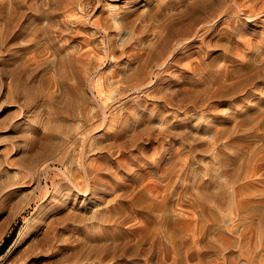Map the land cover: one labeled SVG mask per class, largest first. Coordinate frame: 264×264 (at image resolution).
<instances>
[{"label":"rangeland","instance_id":"374dc122","mask_svg":"<svg viewBox=\"0 0 264 264\" xmlns=\"http://www.w3.org/2000/svg\"><path fill=\"white\" fill-rule=\"evenodd\" d=\"M197 1L0 0V264H264L262 0L182 30ZM225 182L244 204L213 201ZM44 221L78 246L37 257Z\"/></svg>","mask_w":264,"mask_h":264},{"label":"bare ground","instance_id":"6f19581e","mask_svg":"<svg viewBox=\"0 0 264 264\" xmlns=\"http://www.w3.org/2000/svg\"><path fill=\"white\" fill-rule=\"evenodd\" d=\"M234 4V6H233V4ZM239 5H241L239 2H238V0H198L197 2H195L194 4H193V6H192V15L190 16V26H189V23L188 24H186V23H184V24H182L183 25V27L181 28L182 30L184 29H186V28H188V27H191V31H192V27H193V25L195 24V23H199V20H203L202 18H204L208 13L210 14V15H215V16H217L218 14V12H221L220 14H222V13H225V15H227V19H228V22H230V13H229V11H230V9L232 10L234 7H236V6H239ZM255 4H253V2H252V5H249V6H247V8H245V9H247L246 10V17L248 18V20H255V18L258 16V15H260V14H263L264 13V0H262V6H260V8H259V11H257L256 10V8H255V6H254ZM243 9V8H242ZM231 12H233V11H231ZM214 16V17H215ZM226 19V20H227ZM257 19V18H256ZM264 20V19H263ZM198 25V24H197ZM210 25V24H209ZM208 26V25H207ZM209 27V26H208ZM203 28V27H202ZM198 30V29H197ZM195 31V32H198V31ZM208 31V30H207ZM194 33V32H193ZM198 34V33H197ZM191 39H192V37H191ZM201 40V39H200ZM177 42V41H176ZM180 42V41H179ZM178 42V43H179ZM166 43V42H165ZM177 43V44H178ZM176 44V45H177ZM179 45V44H178ZM163 46H165V44L163 45ZM76 66V65H75ZM79 66V65H78ZM161 66V65H160ZM150 77V76H149ZM147 84V83H146ZM150 84V83H149ZM144 87V86H143ZM138 88V87H137ZM141 88V87H140ZM101 89V88H100ZM105 89H107V87L105 88ZM242 89V88H241ZM240 89V90H241ZM243 90V89H242ZM101 91V90H100ZM239 92V91H238ZM106 93V92H105ZM104 94V93H103ZM110 95V94H109ZM106 97H108V95L106 96ZM111 97V96H110ZM74 104V103H73ZM107 115V114H106ZM104 118H105V116H104ZM108 123V121H107V119H105V120H103L101 123L103 124V123ZM110 122V125H114L115 123H114V121L113 120H111V121H109ZM93 125V124H92ZM86 127V126H85ZM93 127V126H92ZM84 128V127H83ZM71 129V128H70ZM73 132V131H72ZM126 132V131H125ZM75 135V134H74ZM71 137V136H70ZM85 144V143H84ZM71 146V145H70ZM217 152V151H216ZM84 158V157H83ZM84 161V160H83ZM218 163V162H217ZM83 167V166H82ZM264 168V163H262V164H260V165H257L256 167H253V170H251V171H249L248 170V174L246 175V177L247 178H249V177H251V174L254 172V170H262ZM84 169V174H86L87 175V172L85 171L86 170V168L84 167L83 168ZM58 170V169H57ZM220 172V171H219ZM162 173H164L163 171H162ZM62 174L63 175H65L66 176V178L68 179V181L72 184V186L75 188V191L77 190L79 193H82V194H84V195H87V192H88V190H90V183H89V180L88 181H86V182H88V184L86 183V182H84V183H82V182H79L78 180H77V178H75V175L73 176V179H72V177L71 176H68L65 172H62ZM250 174V175H249ZM77 175V174H76ZM244 177V176H243ZM245 177V178H246ZM255 179H256V177H255ZM226 179H224V181H225ZM242 180V179H241ZM249 181V180H248ZM250 181H251V179H250ZM221 183V182H220ZM258 183V182H257ZM87 184V185H86ZM87 187H86V186ZM158 185V184H157ZM237 185V184H236ZM236 185H230L229 186V184L227 183V182H225L224 183V185H223V187H224V192H223V196L221 195H219V194H217V193H214V195H213V201H215L218 205H220V204H226L228 207L229 206H236V207H238V206H241L242 204H244V202H245V200L241 197L242 196V194H243V188H244V186H236ZM63 189V188H62ZM216 189H218V191H219V187H216ZM259 189V188H258ZM195 190H197V189H195ZM220 190H221V188H220ZM48 191V190H47ZM190 192V191H189ZM190 194H192V193H190ZM195 194V193H194ZM66 195H68V193H66ZM70 195V194H69ZM183 195H184V193H183ZM65 196V195H64ZM178 196H180V195H178ZM189 196V195H188ZM56 197H58L59 199H60V197H62V196H60V195H56ZM180 197H183V196H180ZM179 198V197H178ZM54 199V198H53ZM65 199V198H64ZM180 200H181V198H179ZM208 199V198H207ZM61 200V199H60ZM59 200V201H60ZM179 200V201H180ZM184 200V199H183ZM187 200V199H186ZM196 200V202L198 203V204H200L201 206H203V209H204V212L206 211V205H205V203H206V201H205V199H204V195H203V193L202 192H198V195H197V197L194 199V201ZM210 201V200H209ZM180 202H182V201H180ZM179 202V203H180ZM184 202V201H183ZM195 202V203H196ZM211 202V201H210ZM57 203V202H56ZM62 203V202H61ZM190 203V202H189ZM212 204H213V202H211ZM182 204V203H181ZM185 204V203H184ZM53 205H55V206H57V204H54L53 203ZM59 206V205H58ZM62 206V205H61ZM188 206H190V205H188ZM191 207V206H190ZM53 208V207H52ZM56 208V207H55ZM114 208V207H113ZM117 208V207H116ZM221 208V207H220ZM155 209V208H154ZM236 209V208H235ZM60 211V210H59ZM62 211V210H61ZM160 211V210H159ZM159 211L156 213V217H161V219L159 220V221H157V228H158V230H159V233L161 232V233H164V224H165V222H163V220H164V214H162V213H159ZM235 211V210H234ZM50 212V211H49ZM74 212V211H73ZM70 213V212H69ZM72 213V212H71ZM164 213V212H163ZM203 213V212H202ZM61 214V213H60ZM47 215V214H46ZM57 217H59V216H57ZM63 217V216H62ZM56 218V216L54 215V216H52V219H51V221L52 222H54V219ZM64 218V217H63ZM118 218V217H117ZM57 219V218H56ZM60 220V219H59ZM158 220V219H157ZM58 221V220H57ZM109 221H111V219H109ZM113 221V225H114V227L115 228H112L113 229V231H117V227L120 225L119 224V220L118 219H115V220H112ZM60 223V222H59ZM112 223V222H111ZM55 224V223H54ZM56 224H58V223H56ZM193 224H194V221H189V222H187L186 223V225H184V226H179V225H174V229L181 235V234H183L185 231H190V230H192V226H193ZM52 226H53V224H52ZM51 226V222L49 223H47V221H44V222H40V223H38V224H36L35 225V227H34V235H33V243H31V244H29L30 246V249H32V250H35V249H39V250H36V252H34V253H36V256L38 257H40V256H42V255H44V256H47V255H49V254H53L54 255V253H56L57 251H62L63 252V250H66L68 253H70L71 251H69L70 249H73V248H76L75 247V244L80 240V238H79V235H80V233H78V232H71V235H70V237L69 238H65V237H63V235L59 232H53L54 230H52L53 229V227ZM57 229V228H56ZM73 231V230H72ZM23 232V231H22ZM195 233V232H194ZM22 234V233H21ZM116 234H117V238L120 236V234L119 233H117L116 232ZM145 235H146V233H144ZM157 234V233H156ZM184 235V234H183ZM23 236H24V234H23ZM156 237V236H155ZM166 237V236H165ZM164 237V238H165ZM21 238H22V236L20 235L17 239H16V241L14 242V244H13V246H15L16 244H18L19 242H20V240H21ZM116 238V239H117ZM144 238V237H143ZM150 238V237H149ZM192 238V237H191ZM151 239V238H150ZM155 239V238H154ZM189 239V238H188ZM32 241V240H31ZM124 241H125V239H124ZM133 241V240H132ZM75 242V243H74ZM74 243V244H73ZM70 245V246H69ZM77 246H78V244H76ZM80 246V245H79ZM118 245L116 244V245H114L113 246V250H111L110 248L108 249H106V252H105V254H102V256L99 258V262L100 263H104V262H106L107 260H111V261H113V259H115V257H116V249H114V248H116ZM28 247V246H27ZM82 247V246H81ZM84 247H85V245H83V247H82V250L79 252V254H77V253H75V251L73 252V253H71V257H70V260L72 261L71 262V264L73 263V264H81V262L85 259V249H84ZM34 248V249H33ZM68 248H69V250H68ZM80 248V247H79ZM79 248H77L78 250H79ZM27 249V248H26ZM30 249H29V251H30ZM28 250V249H27ZM166 251V250H165ZM32 252V251H31ZM30 252V253H31ZM137 252V251H136ZM189 252V251H188ZM194 252V251H193ZM27 253V252H26ZM26 253H25V256H26ZM58 253V252H57ZM64 253V252H63ZM168 253V252H167ZM65 254V253H64ZM158 254V253H157ZM161 254H163V253H161ZM166 254V253H165ZM32 255V254H31ZM61 255V254H60ZM66 255H68L67 253H66ZM125 255V254H124ZM190 255V254H189ZM193 255V254H192ZM28 256V255H27ZM58 257V256H57ZM67 257H69V256H67ZM129 257V256H128ZM165 257V256H164ZM59 258V257H58ZM57 258V259H58ZM61 258H62V256H61ZM60 258V259H61ZM64 258V257H63ZM121 258V257H120ZM25 259H27V258H25ZM24 259V260H25ZM37 259V258H36ZM55 259H56V257H55ZM157 259V258H156ZM48 260V259H47ZM54 260V259H53ZM61 260H63V259H61ZM66 260H68L67 258H66ZM118 260V259H117ZM28 261V260H27ZM27 261H25V262H27ZM50 261H52V260H50ZM55 261V260H54ZM86 261V260H85ZM111 261H109V263L111 262ZM159 261H163L162 263H164V260H162V259H159ZM167 261H168V259H167ZM24 262V263H25ZM47 262H49V261H47ZM58 262V261H57ZM61 262V261H60ZM158 262V261H157ZM89 263V262H88ZM108 263V264H109ZM30 264V263H29ZM36 264V263H35ZM48 264V263H47ZM54 264H56V262L54 263ZM58 264V263H57ZM144 264H147V263H144ZM165 264V263H164Z\"/></svg>","mask_w":264,"mask_h":264},{"label":"trees","instance_id":"16d2710c","mask_svg":"<svg viewBox=\"0 0 264 264\" xmlns=\"http://www.w3.org/2000/svg\"><path fill=\"white\" fill-rule=\"evenodd\" d=\"M17 229L18 227H16L11 233V235L9 237H6L3 243L0 245V255L4 254L7 251V249L10 247L12 242L14 241L16 237Z\"/></svg>","mask_w":264,"mask_h":264}]
</instances>
